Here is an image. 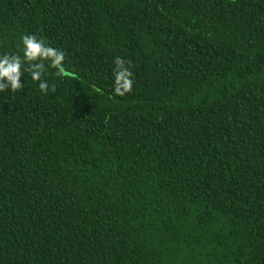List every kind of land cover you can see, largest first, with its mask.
Masks as SVG:
<instances>
[{"label": "trees", "instance_id": "trees-1", "mask_svg": "<svg viewBox=\"0 0 264 264\" xmlns=\"http://www.w3.org/2000/svg\"><path fill=\"white\" fill-rule=\"evenodd\" d=\"M24 35L66 75L0 92V264H264V0H0Z\"/></svg>", "mask_w": 264, "mask_h": 264}, {"label": "clouds", "instance_id": "clouds-1", "mask_svg": "<svg viewBox=\"0 0 264 264\" xmlns=\"http://www.w3.org/2000/svg\"><path fill=\"white\" fill-rule=\"evenodd\" d=\"M22 44V57L21 55L7 54L0 57V92L9 89L12 92L22 90L24 85L20 83V80L24 72H27L32 81L39 82L40 91L46 94L49 85L42 80V77L47 71V67L55 69L57 76L66 75L65 53L46 45L43 39H37L35 35H24ZM45 62H47V67ZM114 65V94L123 97L130 93L133 87V73L129 67L130 61L126 62L122 58L116 57ZM51 91H56L54 86Z\"/></svg>", "mask_w": 264, "mask_h": 264}]
</instances>
